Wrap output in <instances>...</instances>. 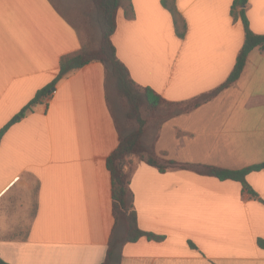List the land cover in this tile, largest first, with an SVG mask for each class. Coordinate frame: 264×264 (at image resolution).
<instances>
[{
  "label": "crops",
  "instance_id": "obj_1",
  "mask_svg": "<svg viewBox=\"0 0 264 264\" xmlns=\"http://www.w3.org/2000/svg\"><path fill=\"white\" fill-rule=\"evenodd\" d=\"M128 2L113 42L138 85L184 102L226 82L245 43L234 0H176L184 38L163 0ZM79 12L74 0H0V131L58 78L63 57L83 48L70 22ZM246 14L251 30L264 35V0H249ZM119 141L100 62L66 74L50 98L11 126L0 145V257L102 264L115 234L107 159ZM150 147L180 163L263 164L264 49L250 53L233 86L163 121ZM134 164L140 228L166 239L124 245L120 264H264V170L247 177L259 195L253 198L237 181L184 169L161 173L139 158Z\"/></svg>",
  "mask_w": 264,
  "mask_h": 264
},
{
  "label": "trees",
  "instance_id": "obj_2",
  "mask_svg": "<svg viewBox=\"0 0 264 264\" xmlns=\"http://www.w3.org/2000/svg\"><path fill=\"white\" fill-rule=\"evenodd\" d=\"M125 0H93L98 11L99 23L101 26V42L98 49L90 46H83L76 54L63 57L58 78L50 85L39 90L35 98L28 103L21 112L16 115L0 131V145L6 132L15 123L22 120L29 112H33L45 99H48L55 92L57 83L68 73L83 68L92 62H100L106 68V92L109 108L115 119L119 132V145L107 159V167L112 177V199L115 218V234L109 241L106 258L102 264H120L122 260L121 249L129 243H136L142 238L149 241L162 242L165 236L146 232L140 228L138 211L135 206V196L132 190V158L136 157L148 165L157 168L161 173L170 169L192 170L199 175L218 178L221 181L233 180L242 184L243 191L253 198L259 195L253 190L247 181V177L254 171L264 170V163L247 167L245 169H228L207 164H188L167 158L158 154L154 149L148 148L143 143L144 128L130 133H123L117 123L111 103V93L128 105L131 116H139L141 105H147L157 110L162 106H168L173 110L165 120L184 113H190L201 105L213 100L222 91L233 86L241 77L250 53L256 48L264 49V35L255 34L250 27L246 14V5L249 0H234L231 13L234 18L241 17L245 27V43L237 57L235 67L226 80L218 88L201 94L193 99L184 102H171L164 99L158 92L150 87H143L133 79L129 68L120 60L113 36L118 27L119 11L123 8ZM130 1V0H128ZM163 5L173 16L177 34L184 38L187 32V22L177 8L176 0H163ZM164 120V121H165ZM143 124V122L141 123ZM124 225L125 233L121 238L116 237L118 228ZM191 248L198 249L190 242ZM259 245L264 248V241L259 240ZM0 264H10L0 257Z\"/></svg>",
  "mask_w": 264,
  "mask_h": 264
},
{
  "label": "rangeland",
  "instance_id": "obj_3",
  "mask_svg": "<svg viewBox=\"0 0 264 264\" xmlns=\"http://www.w3.org/2000/svg\"><path fill=\"white\" fill-rule=\"evenodd\" d=\"M77 4H82L83 13H78L76 21H73L74 18L73 12L66 8V6L59 2L61 7L65 10L66 14L72 18L70 22L77 28L79 35L82 39L83 46H90L93 49H98L101 42V26L99 23V16L96 6L93 0H74ZM55 5H57L58 9L62 12L61 7L58 2L55 1ZM123 7H127L129 9L128 0L124 1ZM63 13V12H62ZM67 16V17H68ZM69 18V19H70ZM111 103L113 107V112L117 119V123L119 125L120 130L123 133H130L132 131H136L140 129L141 125L144 128L143 133V143L148 147L153 146V143L156 138L157 130L161 123L167 118V116L173 110L168 106H162L161 108L154 110L147 105H141L139 116H131L130 108L124 102L116 96V94L111 93ZM143 122V124H141ZM135 158H132V167L129 166V170H134V162ZM125 226L121 225L117 230L116 237L121 238L124 236Z\"/></svg>",
  "mask_w": 264,
  "mask_h": 264
}]
</instances>
